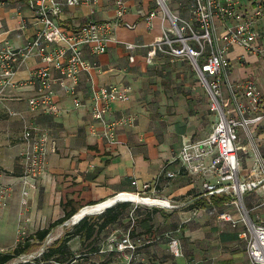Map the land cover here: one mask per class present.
I'll use <instances>...</instances> for the list:
<instances>
[{"label":"crops","instance_id":"1","mask_svg":"<svg viewBox=\"0 0 264 264\" xmlns=\"http://www.w3.org/2000/svg\"><path fill=\"white\" fill-rule=\"evenodd\" d=\"M30 1L0 0V50L6 43L23 48L40 29L29 6ZM124 1L127 5L125 20L137 24V27L131 31L116 26L113 32L116 41L110 43L104 55L95 57L89 49H85V59L96 60L100 67L80 78L78 91L82 107L75 108L71 97L63 92L59 84L54 83L55 101L63 112L49 115L30 109L28 100L37 89L32 81V71L41 66L36 58L27 59L14 77V86L1 97L0 175L5 185L13 187L8 207L0 212L1 254L11 252L20 242L62 218L67 203L70 204L69 210L75 208L79 209V213H91V209H101L103 205L127 202L135 195L131 193L142 192L144 186L149 184L152 188L156 187L159 199L180 208H154L157 210L155 218L138 226L142 236L156 243L161 237L176 235L178 229L162 233L157 231L153 225L160 219L167 224L181 220L182 224L187 225L181 241L183 257L174 259L173 264H252L246 244L239 237L244 227L219 220L220 213L233 211V207H226L223 200H215L213 206L204 205L202 200L183 207L188 200L200 195L202 181L182 169L178 161L179 153L186 140L202 139L212 129L209 133H200L196 128L199 122L193 117L186 120L183 109L175 103L173 105L164 91L158 97L151 94L155 90H151L148 85L146 56L150 46L161 35V17L149 29L137 11L154 10L155 1ZM116 11L117 0H100L95 7H65L60 23L70 29L88 21L115 22ZM127 43L137 48L127 51ZM242 53L243 49L236 48L230 54L231 75L236 81L251 74L249 64H254L256 60L254 56L248 55L247 62L242 66L237 60ZM130 55L135 56L134 63H130ZM110 85H131L134 93L129 102L113 103L107 119L113 122L130 114L138 118L134 127L120 126L116 129L117 142L114 144H110L103 136L104 126L92 118L89 109L94 89ZM26 126L47 132L56 143V150L48 159L47 176L41 178L35 187L25 186L21 181L24 170L19 153L23 148ZM251 164V159L243 164L244 175L249 172ZM165 172H175L177 176L167 178ZM121 193L126 194L116 197ZM262 196L260 192L247 194L244 199L247 208H254ZM196 209L199 213L194 216L193 211ZM258 214L264 219V210ZM62 226L50 234L53 244H46L47 240L35 242V246L22 255L29 261L16 264L31 263V259L41 254L42 249L45 252L54 246L60 241L58 229ZM113 229L116 231V228H111L109 235L114 232ZM77 239L81 242L80 238H75L72 240L73 246L72 241L69 243L75 256L73 264H102L98 259L120 258L110 252L78 254ZM154 249V246L149 249L153 255L156 253ZM114 264L121 263L117 261Z\"/></svg>","mask_w":264,"mask_h":264},{"label":"built area","instance_id":"2","mask_svg":"<svg viewBox=\"0 0 264 264\" xmlns=\"http://www.w3.org/2000/svg\"><path fill=\"white\" fill-rule=\"evenodd\" d=\"M154 1V10L137 11L149 29L161 17L162 32L150 46L147 65H154L155 59L163 54L188 58L208 95L211 110L217 114L211 133L199 140H186L179 153L182 169L202 181L200 195L188 200L183 207L202 200L206 206H213L215 200L225 201V206L233 207V211L220 213L219 220L233 226L242 225L244 229L239 237L246 244L251 263L264 264V219L258 214L264 210V85L261 78L264 75V0H184L181 7L189 10L192 19L183 17L178 8L175 9L173 4L178 0ZM99 3L100 0H31L29 6L41 27L23 48L6 43L0 50V100L6 90L14 86V77L27 59L36 58L41 66L32 71L37 89L28 100L30 109L49 115L63 112L55 101L54 83L71 97L75 108L82 107L78 91L80 78L100 67L96 60L85 59V49L95 57L104 55L110 43L116 41L113 35L116 26L131 31L137 27L125 20L127 5L124 0H117L115 22L88 21L70 29L60 23L65 7H95ZM125 48L134 51L137 46L127 43ZM236 48L243 49L237 57L239 64L245 65L248 55L254 56V65L257 64L251 66L252 72L247 78L238 81L231 75L230 54ZM129 61L134 63L135 56L130 55ZM133 93L131 85H110L93 91L89 109L92 118L104 126L103 136L110 144L117 142L118 127L136 125L135 114L113 122L107 119L112 104L129 102ZM55 150L56 143L47 132L25 127L23 148L19 153L24 170L22 184L35 187L47 176L48 159ZM249 159L252 164L244 175L243 164ZM176 176L175 172H165L167 178ZM156 192V187L148 184L142 192L131 194L160 201L159 206L164 209L180 208L159 199ZM254 192L263 196L254 208L248 209L245 196ZM12 193L13 187L5 185L0 175V212L7 208ZM123 194L126 193L116 197ZM193 212L197 216L199 210ZM112 241L114 244L101 253L121 254L124 264H137L134 260L138 258L135 254L140 246L132 242L130 232L119 241ZM170 250L175 258L183 257L178 239H171ZM43 253L44 250L40 255ZM14 261L9 264L19 262ZM23 261L29 260L21 256Z\"/></svg>","mask_w":264,"mask_h":264},{"label":"rangeland","instance_id":"3","mask_svg":"<svg viewBox=\"0 0 264 264\" xmlns=\"http://www.w3.org/2000/svg\"><path fill=\"white\" fill-rule=\"evenodd\" d=\"M183 4H185L184 0L174 1L175 9L178 8L179 13H181L183 17L192 19L189 10L181 7ZM256 65L257 64H249V66L254 67ZM258 71L261 73L260 69H258ZM145 73L148 74L147 78L150 89L155 90V92L153 91L154 93L151 94H154V96L158 97V95L164 91L166 98H168V100H170L173 105L175 103L179 106V108L183 109L184 115H187L186 120L187 118L193 117L196 122H199L198 125L196 124L197 131L199 130L200 133H209L211 131L217 121V114L211 110L208 95L205 89L202 87L197 73L194 71L191 61L188 58H173L165 54L160 55L155 59L154 65L147 66ZM261 78L264 85V75H261ZM151 208L156 207L143 205L138 206L136 204L130 203L127 210H125L123 213L124 216L122 217L121 221L117 223V226H115L116 231L113 229L114 232L109 235L108 232L110 231L108 229L104 231L102 235L96 236L93 241L81 240L80 242L77 239V253H90L92 247L97 248L99 253H101L103 250L107 251L109 247L114 244L112 239L119 241L125 234L130 232L132 242L138 243L140 246L136 250L135 254L138 256V258L134 260L137 262V264H173L174 259L176 258L170 250V241L171 239L176 238L180 241L182 246L181 241L184 239L187 225L182 224L181 220H178V222L174 221L172 224H167L166 221H161L160 219L159 222H156L153 225L156 227L157 231L162 233L168 231L170 232L172 229L174 231L178 229V232L176 235L174 234L168 235V237H161L156 243L151 242L150 238L147 239L142 236L143 233L139 232L138 226L136 224V219L140 214L147 213L151 215L153 211ZM101 211L102 209L96 208L94 211L91 209V213L88 211L79 213L77 217L71 220V222L68 221L66 224H64V226L58 229L59 239L62 240L68 232L74 230V223L78 221L77 218L80 217L79 219H81V217L84 216H98L104 212ZM155 215L156 213H153L152 219L155 218ZM163 219L164 217L162 220ZM112 228H114V226ZM53 242H51L49 237L46 241V244L51 245ZM73 245L74 241L71 242V246ZM152 246H154V250L156 252L154 255L151 254V251L149 250ZM112 254L119 255L120 258L115 257L114 259H109L108 257H103L98 259L101 260L99 263L114 264L115 262L117 263V261H119V263L123 264L122 262L124 259L120 254ZM36 258H41V255L39 254L37 257L35 256V259ZM35 259L31 260L34 261ZM16 260L21 262V257ZM16 260L14 262H16Z\"/></svg>","mask_w":264,"mask_h":264},{"label":"trees","instance_id":"4","mask_svg":"<svg viewBox=\"0 0 264 264\" xmlns=\"http://www.w3.org/2000/svg\"><path fill=\"white\" fill-rule=\"evenodd\" d=\"M129 204L130 203H119L109 209L107 208L98 216H85L83 220L75 225L73 231L68 232L62 240L48 248L41 255V258H36L33 262L26 264H73L75 257L70 250L69 243L75 238H80L83 241H93L96 236L102 235L104 231L108 229L110 231L113 226L116 228L115 226L121 221L124 216L123 213L127 210ZM69 206V203L64 205L65 215L62 218L51 223L47 228L39 230L24 242H20L11 252L0 254V264H9L20 258L35 246V242L41 243L46 241L54 229L70 221V219L79 212V209L72 208L69 210ZM151 209L153 210L151 215L146 213L140 214L137 217V226L153 220L152 215L156 213L157 210L154 208ZM90 253L98 254L99 250L92 247Z\"/></svg>","mask_w":264,"mask_h":264},{"label":"bare ground","instance_id":"5","mask_svg":"<svg viewBox=\"0 0 264 264\" xmlns=\"http://www.w3.org/2000/svg\"><path fill=\"white\" fill-rule=\"evenodd\" d=\"M127 202L133 203V204H145V205H150V206L161 205L160 201L152 200V199H143L142 197L137 196V195L131 196ZM108 206L109 205H104V206H102L101 209H106V208H108Z\"/></svg>","mask_w":264,"mask_h":264},{"label":"water","instance_id":"6","mask_svg":"<svg viewBox=\"0 0 264 264\" xmlns=\"http://www.w3.org/2000/svg\"><path fill=\"white\" fill-rule=\"evenodd\" d=\"M117 203H119V202H116L115 204H117ZM100 204H101V203H99V204H97V205L89 206V207L98 206V205H100ZM115 204H114V205H115ZM114 205L109 206L108 209L111 208V207H113ZM78 213H79V212H78ZM78 213H77L76 215H74V216L70 219V222H71V220H72L73 218H75V217L78 215ZM84 218H85V217H82L81 219H79L76 223H74V226L77 225V224H78L81 220H83Z\"/></svg>","mask_w":264,"mask_h":264}]
</instances>
